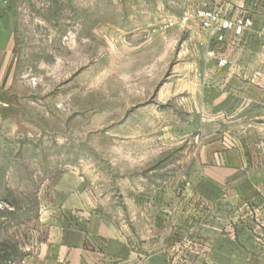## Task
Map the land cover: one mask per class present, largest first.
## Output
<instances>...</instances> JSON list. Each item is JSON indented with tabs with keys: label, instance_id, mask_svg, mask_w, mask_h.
<instances>
[{
	"label": "rangeland",
	"instance_id": "rangeland-1",
	"mask_svg": "<svg viewBox=\"0 0 264 264\" xmlns=\"http://www.w3.org/2000/svg\"><path fill=\"white\" fill-rule=\"evenodd\" d=\"M188 2L6 0L20 102L0 133V264H43L41 244L71 221L54 218L63 188L81 186L119 228L147 233L140 216L171 214L170 183L175 197L187 174L201 175L184 165L208 161L209 128L201 92L177 82L185 30L174 42L162 31ZM218 222V240L194 232L176 264H264V215Z\"/></svg>",
	"mask_w": 264,
	"mask_h": 264
},
{
	"label": "crops",
	"instance_id": "crops-1",
	"mask_svg": "<svg viewBox=\"0 0 264 264\" xmlns=\"http://www.w3.org/2000/svg\"><path fill=\"white\" fill-rule=\"evenodd\" d=\"M5 3L0 0V133L16 123L20 102L13 14ZM209 8V0H189L180 15L169 20L170 28L166 30L164 22L162 29L174 36L172 42L185 30L178 55L187 62L177 82L192 94L201 92L204 126L209 128L202 132L208 161L184 165L187 172L201 175L187 174L175 197L172 188L178 182L170 183L171 214L140 216L148 222L147 233L135 224L119 228L81 186L63 188L59 203L65 210L54 218L71 221L41 244L38 257L43 264H176L179 255L188 258L194 232L201 230L208 245L218 240L216 234L223 229L219 218L264 215V0H231L220 7L223 17L252 19L249 30L239 37L229 34L223 42L201 25L197 12ZM221 57L227 59L223 66L218 65ZM228 140L233 144L227 145ZM166 197L160 195L158 201ZM193 205L200 211L196 220Z\"/></svg>",
	"mask_w": 264,
	"mask_h": 264
},
{
	"label": "built area",
	"instance_id": "built-area-1",
	"mask_svg": "<svg viewBox=\"0 0 264 264\" xmlns=\"http://www.w3.org/2000/svg\"><path fill=\"white\" fill-rule=\"evenodd\" d=\"M230 2L231 0H209L210 8L197 12L198 17L201 19V25L208 30L215 31V39L218 42L228 39L229 34L239 37L252 26V19L249 16L239 14L227 18L221 15L220 7ZM209 52L212 54V50H209ZM226 63V58L221 57L218 59L219 66Z\"/></svg>",
	"mask_w": 264,
	"mask_h": 264
}]
</instances>
